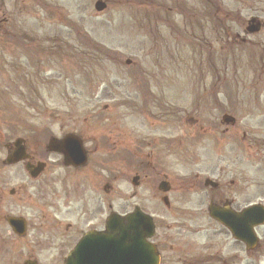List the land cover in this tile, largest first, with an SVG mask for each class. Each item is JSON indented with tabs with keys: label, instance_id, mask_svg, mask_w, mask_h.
<instances>
[{
	"label": "rangeland",
	"instance_id": "1",
	"mask_svg": "<svg viewBox=\"0 0 264 264\" xmlns=\"http://www.w3.org/2000/svg\"><path fill=\"white\" fill-rule=\"evenodd\" d=\"M96 1L106 4L104 12L94 10ZM12 2L4 0V14L13 33H0V264H21L34 237L15 238L8 217L24 218L29 229L73 223L63 175L70 182L87 177L79 193L104 200L106 214L109 206L117 213L138 206L157 224H211L212 192L182 187L200 183L195 174L233 178L240 191L248 182L249 203L264 205V28L246 33L252 19L264 22V0H57L53 17L20 13ZM235 34L250 43L240 46ZM225 114L236 119L234 128L221 123ZM68 134L90 154L80 172L54 168L62 162L56 154H48L49 168L37 180L24 164L4 165L16 139L34 155ZM134 141L155 167L137 188L131 180L146 165L121 157ZM162 174L174 191L170 201L192 192L182 204L200 201L201 209L185 217L176 205L165 209L153 192ZM256 235L262 242L264 227ZM261 255L250 264H264Z\"/></svg>",
	"mask_w": 264,
	"mask_h": 264
},
{
	"label": "flooded vegetation",
	"instance_id": "2",
	"mask_svg": "<svg viewBox=\"0 0 264 264\" xmlns=\"http://www.w3.org/2000/svg\"><path fill=\"white\" fill-rule=\"evenodd\" d=\"M13 9H16L20 13H31L35 10L39 13L44 12L53 17V15L57 13L58 8L56 0H15ZM4 11L0 6V14H3ZM215 16L216 14H214V17ZM5 20L7 21V19ZM5 20L3 21L4 23L6 22ZM251 21H254L253 25L259 27L258 32L260 33L264 28V22L260 23L256 19H252ZM233 38L234 42H240V46L248 45L250 43L247 40L248 38H241L239 34H235ZM255 46L258 47L257 45ZM260 52H264V46H262ZM145 95L146 92L143 97ZM235 123L236 120L230 127L234 128ZM76 137L78 138V136ZM51 140H55V142L59 143L61 139L50 138L48 144ZM162 141L165 143L164 139ZM152 143H154V141H152ZM140 146L141 145L137 141H134L133 152L121 154V157H133L136 164H140L141 166L144 164L146 165L145 168L139 169L141 170V173H139L140 176L133 177L134 182L132 186L135 188L142 183L144 178L147 179L155 174L154 163L149 161V156L144 157L141 154L142 147L139 148ZM45 152L47 153V156L48 154H56L61 157V166L66 170H71L70 172L72 173H77L85 169L87 167L86 164L90 160V154L85 150L86 163L81 166L72 165L71 162H68L61 153H51L48 150ZM46 160H35L32 156L30 163L36 164L37 162H43L45 164V171H47L49 166H47ZM54 164L53 167L56 168V165ZM57 165L60 166V163ZM195 176L196 180L201 184L193 182L192 180H185L182 187H201V185H203L206 190L210 189L212 197L209 203L211 205L218 208H229L233 213H240L251 205L249 203L250 186L248 182H246L240 191L233 178L228 182H223V177H221V179H218V182H215V188H210L205 185V181L209 179L206 175L203 177L200 176V178H198V174H195ZM159 177L160 181L157 184L156 190L153 192L165 209L169 211L171 210V202L173 209L175 210L174 205H176V212H181L179 214H182L183 217H185L189 209H201L200 201H195L194 206H190V208L186 206V204H182V199L185 197L189 198L192 192H189V194H177L176 197L174 199L171 198L172 201H170L171 194L174 193L173 189L165 194L163 193V189L160 188V183L168 182L167 179L169 177L166 174L159 175ZM60 181L62 184L66 181L69 183L66 187L70 189L67 196L73 199V202H71L73 206L69 213L74 215L73 223L59 224V222H57L58 224H35L33 229H29V224H26V234L32 233L34 234V237L31 245L24 251L29 253V255L26 256L21 264H66L70 255L75 252L80 241L86 236L94 238L101 233L106 232L110 235L114 234L113 236H116V238L119 236L117 231L111 232L106 230L108 217L116 211L112 210L111 206H109V213L106 214L104 200L99 199L97 202L93 203L86 194V189L84 192L79 193V190L82 187H86V185L89 184L87 177L83 176L81 180L70 182V180L68 181L63 175ZM108 187L109 185L104 186V189ZM185 189H182V191H185ZM176 190L177 189H175V191ZM146 192L150 195L152 190L146 189ZM137 196H135V193L132 194L133 198H136ZM119 214L124 216L129 213L126 212ZM191 220V218L185 219L181 224H157V222L154 224V235L148 241L154 246L157 252L158 264H236V261L242 259L243 260L240 264H250V258L255 250L259 248V245L253 252L249 250L244 243L234 240L232 234L222 225L214 221V224H192ZM120 235H122V232ZM260 243V251L264 252V249L262 248V245L264 246V236ZM231 245H233L235 250L230 248ZM96 247L97 245L91 244L86 250L90 252L92 249H96ZM81 253L80 257H76L74 260L72 259V264H113L108 261L105 262L96 253H87L86 251Z\"/></svg>",
	"mask_w": 264,
	"mask_h": 264
},
{
	"label": "water",
	"instance_id": "3",
	"mask_svg": "<svg viewBox=\"0 0 264 264\" xmlns=\"http://www.w3.org/2000/svg\"><path fill=\"white\" fill-rule=\"evenodd\" d=\"M105 5L101 2L95 4L97 12L104 10ZM232 120L224 117L223 122L228 124ZM22 141H17L15 145V151L7 158L6 163H16L24 158V149L21 146ZM67 154V158L72 161L73 164H80L83 161L80 160L82 151L79 147L77 140L72 137H67L62 145L55 147ZM51 150L54 146L50 147ZM42 167L39 165L34 175H37L38 171ZM162 188L165 185L162 184ZM210 217L220 221L232 232L234 238L243 241L249 248H253L256 245V238L253 233L254 227L264 222V210L255 206L245 210L242 214H232L225 209H218L210 206ZM125 221V222H124ZM8 223L13 228L14 232L21 234L23 230V221L19 219H8ZM107 230L111 232L117 231L119 236H113L114 234H103L96 238L85 237L75 252L71 254L66 264H72V261L76 257L81 256V252L96 253L105 262H111L113 264H154L156 258L150 245L147 244L146 238L152 234L151 220L147 216L140 213H136L132 216H128L125 219H121L118 216L112 215L107 222ZM122 232V235L120 233ZM97 245L96 249L92 251L86 250L91 245ZM79 253V254H78ZM73 259V260H72Z\"/></svg>",
	"mask_w": 264,
	"mask_h": 264
}]
</instances>
